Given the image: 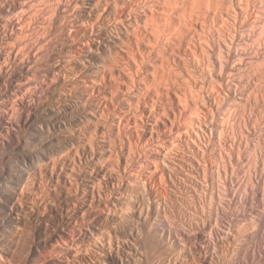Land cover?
I'll use <instances>...</instances> for the list:
<instances>
[{
	"label": "bare ground",
	"instance_id": "obj_1",
	"mask_svg": "<svg viewBox=\"0 0 264 264\" xmlns=\"http://www.w3.org/2000/svg\"><path fill=\"white\" fill-rule=\"evenodd\" d=\"M59 40L69 48L46 69ZM56 84L63 86L60 99L75 93L82 115L78 130L64 128L46 145L47 120L59 112L50 107L46 120L41 105ZM178 116L184 123L175 125ZM210 118L222 137L224 173L229 170L240 186L246 169L254 197L256 187H264V0H0V264H155L162 250L151 241V228L143 227L141 243V234H130L142 244L137 257L126 248L125 235L119 236L125 215H140L135 203L144 204L145 194L151 200L148 221L154 217L161 234L183 253L189 235L168 217L175 195L168 180L187 140L199 136ZM159 132L167 134L164 139L161 133L162 144L154 139ZM142 142L145 162L134 156ZM174 146L179 158H171ZM84 156L94 171L81 174L82 197L101 221L74 195L62 208L73 204L72 213L54 207L51 193L77 190ZM201 165L195 166L207 168ZM195 193L200 202L202 194ZM45 220L51 229L42 230ZM209 230L218 235L220 229ZM197 233L198 256L215 241Z\"/></svg>",
	"mask_w": 264,
	"mask_h": 264
},
{
	"label": "rangeland",
	"instance_id": "obj_2",
	"mask_svg": "<svg viewBox=\"0 0 264 264\" xmlns=\"http://www.w3.org/2000/svg\"><path fill=\"white\" fill-rule=\"evenodd\" d=\"M104 29L105 30L108 29V30L104 31ZM107 29L106 28H101L100 31H101V33H103V32H107L108 33L109 30L110 31L112 30L111 28L110 29L107 28ZM101 33H100L99 36H101ZM64 43H65V41H63V40L60 41L59 40V42H57L54 45L55 47L52 48L53 51L51 50L50 57H49V59L46 62V69H49L51 67V65L56 62L55 60L59 59V57H61L63 52L65 53V51L68 50L67 48H69V46L67 47V44L66 43L64 44ZM62 93H63V86L61 84L52 85L46 91L47 96L45 95V97H44V99L42 101V105H41L42 106V108H41L42 115H44L45 118L47 117L46 120L48 119V116L51 117L50 114L47 116V114H48L47 112L50 113L51 112V108L50 107H52V110H56L57 109L56 111L59 112L58 113L59 117H57V118L53 117V118H50V120L49 119L47 120L49 122L48 123V129L50 131L46 130L45 131L46 133L45 132L42 133V138H43L42 142L43 141L44 142L49 141L50 137H53V136L56 137L57 135H59L58 133H61V131L64 128L74 131L75 129L78 130L77 128H79V126H80L79 123H77V122L79 121V118L81 117V115H82L81 113L82 112H81L80 108L78 107L79 106L78 105V99L76 98L75 93L74 92H70L69 94H67V98H65V99L61 98L60 99L59 95L62 94ZM220 95L224 96L225 95V90H223V89L220 90ZM227 102L229 103V100ZM182 104H184V102ZM69 107H70V109H69ZM58 109L61 111V114H60V111ZM219 112L220 111L215 113V110H214V113L216 114V116L219 115ZM179 117H180V119H179ZM61 118H62V120H61ZM177 118L178 119L176 120V124L175 125H177V123H179L181 119H182L181 121H183L182 116H178ZM178 120H179V122H178ZM186 120L187 119H185V121ZM213 121H214V119L213 120L211 119V122H210V120H208L205 124H203L204 125V131H203V128H202L203 125L201 127L202 130H201V128L198 129L197 133H199V136H195L194 135L195 136L194 138H195V140H199L200 139L199 141H196V143L192 142V145H190L191 141H195V140H193L194 138L191 139V141H189L190 139L187 140V143L185 144V146H186L185 149L186 150H184L183 152L186 151L185 153H188V154L190 152L191 153H190V155L185 154L183 152L180 153V155L182 154L181 156H182V159L184 161L180 158L181 162L178 163V165H175V167L178 166L177 167L178 169L177 168H173L171 170V176L170 177L172 179L170 178V180H168V181H170V186L169 187L171 189V186H172L173 190H171V191H172V193L175 194L174 195L175 198L173 197V199H172L173 201L174 200L175 201L174 202L171 201V200L168 201V206H170L169 210L171 211V212L169 211V213H168L169 216L168 217L170 219V222L173 224V228H175V229L176 228H178V229L182 228V229L186 230V232L189 235V239L185 240V242H184V244H185L184 248L185 249H183V253H182V249L179 248L178 246L174 245L172 240L169 237L161 234V229L159 228V226H157V224H155L156 223V221H155L156 219L154 217L150 216L151 218L149 217V221H148V217L145 214H147V211L149 212V208L151 209V200H150V198H147V195L145 194L144 200L142 201V203L144 202V204H141V201H136V203H135L136 208L139 207L136 211L137 212L141 211L142 213L140 212V215L136 213L133 216V214L130 212V210H128L127 214H129V212H130V215L129 216L125 215V217H129V218H125L124 217V221H123L124 223H123V225H121L119 227V236L125 235V236H123L127 240V241L125 240L127 242V243H125V246H126V248H128L129 253H130L131 256L133 254L134 257H137L136 253L138 251L136 252V250L138 249L137 247L142 245L140 243L142 242V237H143L142 236L143 235L142 232H143L144 228H148L149 230L151 228L152 230H150V231L154 232V234L152 232L151 235H150L151 239H152V235L154 236L155 239L153 238L152 240L151 239L150 240L152 242L154 240L153 244L154 243L156 244V245L154 244V246L155 247H159L163 251L162 252V251H160L159 248H157V251H160L161 253L158 252V254H157V256L159 257V259H157L158 262H157L156 258H154L155 260L153 259L154 261H156L155 264H161L163 261L165 262V263L163 262L164 264H167L166 261L168 262V260H170L169 262H170V264H172L171 261H173V258H171V257H174V258H176L178 260L177 264H189V263L190 264H264V223H262V222H264V189H263L264 187L262 188V186H261L262 189L259 188V186L256 187L257 195H255L254 197L251 198L250 197V196H252L250 194L251 187H248L249 184L246 182L247 181L246 180L247 179V174H248V171L246 169H244L241 172L242 175H240V177H241L240 179L242 180L244 178L242 181L246 182V184H244L241 181L240 182V186L236 185V182H233L234 180L231 178V173H230L229 170H227V172L224 173L223 165H222V162H221V159H220V151H219V148H220V146H219L220 145L219 136L221 137V135H220V132L218 130H215L216 129V125H217L216 123H218V122L216 121V119L214 121L216 123H213ZM183 123H184V121L181 124H183ZM206 124H207V126H205ZM67 125H69L70 127L67 126ZM211 126H214L213 128H215V129L211 128ZM140 128L142 129V127H140ZM175 128H176V126L174 127V129ZM141 129H139V127H138V130H140L139 132H141ZM174 131L175 130H173V132ZM218 132H219V134H218ZM161 133H162V135H161ZM161 133L159 134L158 137L154 136L155 140L157 138L156 141H158V138L160 137V135L162 137L167 135V134H165V132H161ZM162 137L159 138V141H158V142H160V139H161L160 144H162V142H164L163 138L165 139V137H163V138ZM154 139L153 138H152V140L149 139V143L152 142L151 144L156 145L158 142L155 143ZM47 144H49V142L48 143L46 142V145ZM194 144L195 145L197 144V146L200 149H203V151L205 153L202 150H200L197 146H195ZM139 145H140V147H138L136 149L139 152L134 151V153H135L134 156L137 155L138 156L137 158H139L140 161H142V159L144 158V155H142V154H144V153H142L141 151L145 150L144 149V143L142 142ZM141 145H142V147H141ZM195 147H197V148H195ZM145 148H146V146H145ZM175 148L178 150L180 147L177 148V146H174V147L171 148L172 149L171 150L172 152L170 151L171 152L170 153L171 154V158L173 157V155L174 156H178V153L175 155V153L178 152L177 150H175ZM189 148H191V150ZM193 149H195V153L192 152ZM196 149H198V150L196 151ZM173 150L176 151V152L173 153L174 152ZM192 153L194 155H198V156L200 155L201 157L203 156V158L205 157L204 158V162L207 161L206 165L203 164L204 163L203 160H202L203 158L201 159L198 156L196 157L195 160H193V157H192V159H190L191 158L190 156L193 155ZM197 153H199V154H197ZM186 155H188V156H186ZM179 156H178V158H179ZM168 158H170V157H168ZM184 158H186V159H184ZM176 159H177V157H176ZM197 159H199L201 161H199V160L197 161ZM216 159H217V161H216ZM83 160L80 162V165H79L80 167L78 166V169H77V172L79 174L78 176H80L78 178V180L81 181V182H79L77 180V182L79 183V184H77V190L75 191V189H73L70 192V194H69V192H68V194H66L64 192L62 193L61 191H60V193H59V191H57L58 193L52 191L53 193H51V194H52L53 198H55L54 199V201H55V206L54 207H56L57 210H59V209L61 210L63 208V206H64L65 200H68L69 197H71V196L73 197V195H74V197H76V196L78 197V198L77 197L76 198L78 199V203L79 204L82 203V204H84V206L89 211L91 210L90 211V216L96 217L97 219L94 218L95 220L101 221V218L99 217L100 215L98 213H96V210L94 209L93 204H91V202H89L88 200H85L84 197H82V192L81 191H82V186L84 185L85 181H84L83 175H81V174H83L84 171H90V172L94 171L93 164H92V162H90L89 157L88 156H86V157L84 156ZM144 160L145 159H143V162H145ZM194 162H195V165L197 164L198 167H200L201 164L203 165V167L206 166L207 168L205 170H207V171H205L204 169H203L204 170L203 171L202 167L198 168V169H197V166L194 165L195 166L194 167L193 166ZM198 162H200V163L202 162V163L200 164ZM182 164H184V165H182ZM209 164H211L210 166H212V167H210ZM217 164H219V167H218ZM215 168H217V169H215ZM90 169H92V170H90ZM217 171H218V173H217ZM244 171L247 172V174ZM205 174H207V175H205ZM204 176H205V179H204ZM230 178H231L232 182H230L231 181ZM194 184H195V186H194ZM196 187H197V189H195ZM199 187H201V188H199ZM252 189H255V188L253 187ZM246 191H247V195H249V197H250V199H247V201L245 199L246 198V194H245ZM195 192H198V193L202 194V195L200 194L201 195L200 202L198 200H196V199H193V198H196V193ZM223 193H226L227 196L226 197H220V199L216 197L217 194L218 195L221 194V196H222ZM58 194H61V195H58ZM62 194H63V196H62ZM232 194L235 196V198L232 197ZM67 195H68V198H66ZM227 197L230 200L227 199ZM240 197H242V198L240 199ZM221 198H224V199L226 198V200L222 199L224 201L223 202L221 200ZM236 198H237V200H236ZM56 201H58V203ZM147 201H149V202H147ZM137 202H139V204ZM171 202H173V203L171 204ZM237 202H238V204H237ZM169 203H170V205H169ZM196 203H201V204L197 205ZM57 204H59V205L61 204L60 205L61 207L59 205L57 206ZM147 205H148V207H147ZM262 205H263V207H262ZM140 207H142L143 209L140 208ZM146 208H147V210H146ZM72 209H75V205L70 204L68 209H66V210L62 209V210H64V212L72 213L73 212ZM239 211H241V212H239ZM225 212H226V214H225ZM262 215H263V217H262ZM238 217H241V218H238ZM220 219H222V220L220 221ZM152 220H154L155 222L152 221ZM218 220H219V222H217ZM46 223H47V225H45ZM51 223L52 222L49 221V220L48 221L47 220L42 221V230L44 229V226L46 227V229H51L52 228L51 225H53ZM146 223L147 224L149 223L148 225L151 226V227H147L148 225ZM196 223H197L198 229L195 227ZM49 224H50V226H49ZM177 224H179V225H177ZM152 225L157 226V228L156 227L154 228V226H152ZM180 225H182V226L180 227ZM217 225H219V226H217ZM31 226H33L31 230L34 232L35 225H31ZM190 227H191V229H190ZM209 228L210 229H214V228L215 229H220L219 230V234L220 235L219 234L218 235H214L211 232V230H209ZM194 230H198V231L194 232ZM242 230H244V231L242 232ZM155 232H157V234ZM196 232H198L197 235H199L200 237L201 236L202 237L206 236V237H203V238L212 240L213 242L215 241L213 244H211L210 248H202L201 252H200V255H198V256H197L198 250H196V248L198 249L200 243L198 242L197 239H195L193 237V236L196 235L195 234ZM136 233L138 234V236L141 234L139 236L141 239L137 236ZM130 234H132V236L135 234L137 236V238L140 239L139 241L137 240V242L141 241L140 243H138L139 244L138 246H137V242L134 241V238L132 236L130 237ZM160 236L161 237L163 236V237L160 238ZM197 244H199V245H197ZM130 247H131V249H129ZM174 247H175V250H174ZM176 247H177V249H176ZM119 249H121V247ZM120 251L121 250H119L118 253L121 255ZM177 251L180 252V253H178ZM203 251H205V252H203ZM131 252H132V254H131ZM172 252H174V253H172ZM170 253H172L171 256H170ZM173 254H174V256H173ZM161 257L163 259H160ZM200 257L202 258V260H201ZM164 258H166V259H164ZM187 259H188V261H186ZM123 260H124V258H123ZM195 260H197V261L195 262ZM199 260H200V262H199ZM123 262H125V260Z\"/></svg>",
	"mask_w": 264,
	"mask_h": 264
}]
</instances>
